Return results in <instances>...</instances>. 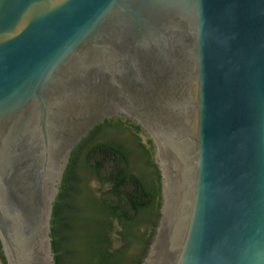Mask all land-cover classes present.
<instances>
[{
	"label": "water",
	"instance_id": "95a60500",
	"mask_svg": "<svg viewBox=\"0 0 264 264\" xmlns=\"http://www.w3.org/2000/svg\"><path fill=\"white\" fill-rule=\"evenodd\" d=\"M110 116L161 174L142 264H264V0H0L7 264H56L65 172Z\"/></svg>",
	"mask_w": 264,
	"mask_h": 264
},
{
	"label": "trees",
	"instance_id": "16d2710c",
	"mask_svg": "<svg viewBox=\"0 0 264 264\" xmlns=\"http://www.w3.org/2000/svg\"><path fill=\"white\" fill-rule=\"evenodd\" d=\"M98 127L74 149L55 203L52 237L56 264H83L76 260L74 248L79 219L76 197L81 193L83 172L94 175L103 186H110L101 195L93 194L88 206L94 212L89 220V264H142L161 218L159 169L152 162V171L147 176L153 181L148 185L143 177L134 175L122 166L131 161L125 148L94 142L93 135ZM125 189H129V192H123ZM116 226L120 228L122 241L118 248H114L112 239ZM133 245H137L138 249L130 255L129 249Z\"/></svg>",
	"mask_w": 264,
	"mask_h": 264
},
{
	"label": "rangeland",
	"instance_id": "374dc122",
	"mask_svg": "<svg viewBox=\"0 0 264 264\" xmlns=\"http://www.w3.org/2000/svg\"><path fill=\"white\" fill-rule=\"evenodd\" d=\"M136 134L139 136H136ZM109 135L121 141L126 148L131 150L132 157L130 163H124L122 166L127 167L134 175L144 177L149 170L147 158L151 157L147 152V149L151 148L148 138L144 134L135 132L130 124H124L118 128H114ZM107 167L109 168L110 165ZM83 179L84 182L81 185V193L76 197V203L79 207V219L76 223L77 229L75 231L74 248L76 249V260H79L83 264H89L91 261L89 249V239L91 237L89 220L94 216V212L91 211L88 206L91 203L90 199L93 194L101 195L102 191L108 189L110 186H103L94 175L86 172H83ZM123 192H129V189H125ZM119 229L120 228L116 226L112 234L114 248H118L122 243ZM137 249L138 246L133 245L129 249V254H135Z\"/></svg>",
	"mask_w": 264,
	"mask_h": 264
},
{
	"label": "flooded vegetation",
	"instance_id": "af4514ba",
	"mask_svg": "<svg viewBox=\"0 0 264 264\" xmlns=\"http://www.w3.org/2000/svg\"><path fill=\"white\" fill-rule=\"evenodd\" d=\"M123 122L126 124H130L131 128L135 132H137L139 134H144L148 138V136L145 134V132L138 125H136L134 122H132L131 120L126 119L124 117H120V116H110V117L103 119L98 125H96L92 129L94 131L99 126L98 129L96 130V134L93 135V136H95L94 142L95 143H110L112 145L121 146V147L125 148V150L132 157L131 150L126 148L125 145L123 143H121V141H119V140H117V139H115L109 135L111 130L116 128L115 126L120 125V123H123ZM137 127H139V130H137ZM90 132L88 134H90ZM88 134H87V136H88ZM136 136H139V135L136 134ZM148 140L151 144V148H148L147 152L151 157L147 158V165L149 167V170L147 171L146 175L143 178L145 179V181L147 182L148 185H151L153 180L150 176H147V175L150 174V172L152 171V162H154L156 165H157V163H156V159H155V147L149 138H148ZM131 157H130V159H131ZM157 167H158V165H157ZM158 169H159V167H158ZM159 173H160V170H159ZM160 177H161V174H160ZM160 182H161V192H162V180L161 179H160ZM0 264H7V260L5 258V254H4V251L2 249L1 242H0Z\"/></svg>",
	"mask_w": 264,
	"mask_h": 264
}]
</instances>
